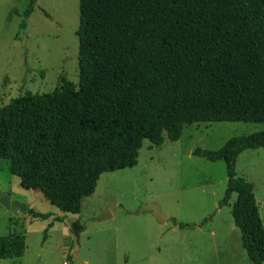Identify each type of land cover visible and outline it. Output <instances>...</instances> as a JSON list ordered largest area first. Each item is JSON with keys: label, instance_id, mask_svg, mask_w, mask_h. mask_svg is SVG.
Instances as JSON below:
<instances>
[{"label": "trees", "instance_id": "16d2710c", "mask_svg": "<svg viewBox=\"0 0 264 264\" xmlns=\"http://www.w3.org/2000/svg\"><path fill=\"white\" fill-rule=\"evenodd\" d=\"M35 5L30 0L26 17ZM79 9L77 89L28 93L0 107V159L57 209L79 214L90 182L135 166L144 140L177 141L198 122H264V0H79ZM260 147L264 130L193 150L226 162L219 208L236 195L231 212L249 264H264V223L236 161ZM63 168L69 192L51 193ZM27 213L53 215L29 206ZM73 225L79 233L85 228ZM25 249L22 233L0 236V259Z\"/></svg>", "mask_w": 264, "mask_h": 264}, {"label": "rangeland", "instance_id": "374dc122", "mask_svg": "<svg viewBox=\"0 0 264 264\" xmlns=\"http://www.w3.org/2000/svg\"><path fill=\"white\" fill-rule=\"evenodd\" d=\"M29 2L0 0V107L20 95L78 87L79 0H36L26 17ZM260 130L264 122H198L186 126L177 141L166 138L156 146L144 140L135 166L103 172L90 182L77 215L57 209L39 189L24 188L9 161L0 159V189L53 214L45 220L0 203V236L22 233L26 243L23 256L0 264H249L231 212L236 195L219 208L228 181L226 162L193 150H216L232 136ZM236 171L253 184L264 223V147L244 150ZM66 172L63 168L51 193L69 192ZM149 203L167 214L163 223L143 211ZM206 217L210 220L201 225ZM74 221L85 226L79 238L71 231ZM49 222L53 226L44 239Z\"/></svg>", "mask_w": 264, "mask_h": 264}, {"label": "water", "instance_id": "95a60500", "mask_svg": "<svg viewBox=\"0 0 264 264\" xmlns=\"http://www.w3.org/2000/svg\"><path fill=\"white\" fill-rule=\"evenodd\" d=\"M0 203L7 209V210H12L15 212H23L27 213L28 210V205L25 203H22L18 200H14L11 198V194L8 191H3L0 189ZM143 211H151L152 214L156 217V219L163 223L165 219L167 218V214L163 212L160 208V206L156 203H149L146 204L145 207L143 208ZM111 216V214H107L106 216H103L100 219H105L106 217ZM71 222V221H69ZM72 233L79 238V232L77 231L76 227L72 225L71 229ZM77 249L78 246L75 248L74 251V256H78L77 254Z\"/></svg>", "mask_w": 264, "mask_h": 264}, {"label": "crops", "instance_id": "0c3cea01", "mask_svg": "<svg viewBox=\"0 0 264 264\" xmlns=\"http://www.w3.org/2000/svg\"><path fill=\"white\" fill-rule=\"evenodd\" d=\"M167 219V218H166Z\"/></svg>", "mask_w": 264, "mask_h": 264}]
</instances>
